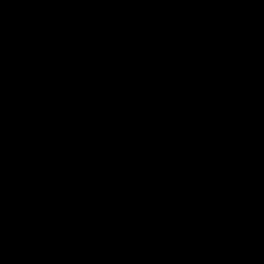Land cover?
<instances>
[{
	"label": "water",
	"instance_id": "95a60500",
	"mask_svg": "<svg viewBox=\"0 0 264 264\" xmlns=\"http://www.w3.org/2000/svg\"><path fill=\"white\" fill-rule=\"evenodd\" d=\"M0 264H264V0H0Z\"/></svg>",
	"mask_w": 264,
	"mask_h": 264
}]
</instances>
